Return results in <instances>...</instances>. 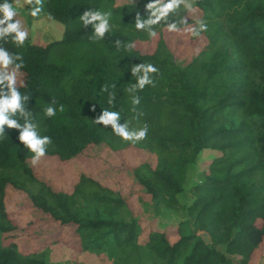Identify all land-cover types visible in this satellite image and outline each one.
<instances>
[{"label": "trees", "instance_id": "1", "mask_svg": "<svg viewBox=\"0 0 264 264\" xmlns=\"http://www.w3.org/2000/svg\"><path fill=\"white\" fill-rule=\"evenodd\" d=\"M150 2L43 0L37 17L29 14L30 6L25 11L30 21L52 17L63 23L62 39L41 44L28 35L22 46L0 41V47L22 57L17 87L29 96L25 110L38 135L51 138L43 157L70 162L94 145L146 151L149 157L133 177L156 209L184 210L175 237L171 227L157 229L134 216L119 189L90 175L80 173L70 189L43 180L31 165L34 153L19 141L20 130L5 125L0 264L54 263L49 250L24 249L31 236L20 234L37 220L21 225L31 216L20 208L22 197L31 210L62 227L61 233L73 228L83 251L102 254L99 264H252L256 254L263 264L264 0H194L180 15L170 12L154 25L155 37L135 27L137 18H148ZM90 9L111 13L104 39L94 38L91 24L82 25L80 16ZM184 17L187 25L180 28L207 25L199 35L190 33L188 58L179 57L166 36L167 24ZM149 42H155L153 50L146 49ZM136 64H152L158 72L150 74L154 85L130 92ZM49 106L56 109L52 117L45 115ZM103 110L119 112L118 122L129 130L146 125L147 138L124 141L110 124L95 123ZM10 118L25 122L19 113ZM204 150L219 155L200 171ZM187 185L191 201L182 199Z\"/></svg>", "mask_w": 264, "mask_h": 264}, {"label": "rangeland", "instance_id": "2", "mask_svg": "<svg viewBox=\"0 0 264 264\" xmlns=\"http://www.w3.org/2000/svg\"><path fill=\"white\" fill-rule=\"evenodd\" d=\"M18 9L16 19L22 21L27 29L29 36L38 43L44 44L49 41L60 40L64 35L65 26L60 21L52 17H43L38 20L30 21L25 6L15 4ZM137 0H117V4L135 3ZM23 0H21L22 4ZM194 5V0H185L177 9L175 16L180 15L187 7ZM191 27V26H189ZM188 28V27H184ZM182 28V29H184ZM167 39L172 42L174 49L179 57H190V33L187 31L169 32L166 30ZM155 42L146 44V49L153 50ZM22 73L19 71L17 83H22ZM219 154L212 150H204L200 154L197 168L201 171L206 168L207 163ZM149 157L146 151L136 147H128L121 151H112L109 147L103 145H94L88 150L70 162H62L58 158L41 157L35 165L37 175L43 180L53 184L56 188H72L77 182L80 173H85L99 180L105 185L115 187L121 191L127 198L129 210L134 216L147 218L145 223L159 229L166 226L171 227V237H175V226L185 217L184 210L172 211L165 208H155L149 201L144 189L137 183L134 176V169ZM186 195L182 196L183 200L191 201L193 193L190 187H186ZM14 197L13 193L10 192ZM16 197V196H15ZM20 202V208L30 212L31 216L21 220V225L26 226L29 219H36L34 228L25 230L20 234V238L31 236L30 242L23 243L24 249L49 250L53 264H99L100 259L98 251H83L80 245L79 235L71 227H66L61 233V228L56 223L45 220V215L32 210L27 206V202ZM58 239V240H56ZM102 259V258H101ZM264 264V259L262 260ZM121 264L120 262H118ZM252 264H259L258 254L252 259ZM107 264H113L109 261Z\"/></svg>", "mask_w": 264, "mask_h": 264}, {"label": "clouds", "instance_id": "3", "mask_svg": "<svg viewBox=\"0 0 264 264\" xmlns=\"http://www.w3.org/2000/svg\"><path fill=\"white\" fill-rule=\"evenodd\" d=\"M14 2L21 7L30 6L29 14L32 17H37L43 10V0H23L22 4L21 0H14ZM184 3L185 0H151L146 5V10L149 13L148 18L146 20L137 18L135 21L136 29L147 30L150 36L155 37L157 33L153 26L160 23L161 20H167L168 14L175 12ZM17 15L18 9L14 7V3L9 2V0H3L0 3V41L5 43L10 41L13 45L19 47L24 44L29 33L22 21L15 19ZM110 17V12L90 9L80 16V20L84 27L90 24L93 26L94 38L104 39L105 33L110 30ZM187 22L188 19L184 17L178 22L168 23L167 30L169 32L187 31L192 35H199L200 31L207 30V25L203 21L199 22L198 28L188 27L182 29L178 27V24L187 25ZM115 43L119 46L120 41L116 40ZM16 60H19L20 63H15ZM21 67H23V60L19 54L9 53L4 47H0V135L5 134V125L9 128L19 129V141L22 142L25 148L34 153L32 164L35 165L45 155L46 145L51 143V138L38 135L37 126L29 119L31 114L25 110V103L29 100V96L22 95L17 87V78ZM131 71L133 75L137 76V83L132 85L129 91L135 92L138 89L143 90L146 85H154L150 74L158 72V69L152 64H136ZM113 100L114 97L109 100V103H112ZM132 103L138 105L140 103L139 96H134ZM61 110H63L62 107ZM17 113L25 117L24 124L10 118L17 115ZM55 113L56 109L52 106L45 109V115L48 117L54 116ZM119 119V112L103 110L94 122L104 126L110 124L113 134L124 141L136 143L147 138L148 128L146 125L139 130H129L127 123L120 124Z\"/></svg>", "mask_w": 264, "mask_h": 264}]
</instances>
